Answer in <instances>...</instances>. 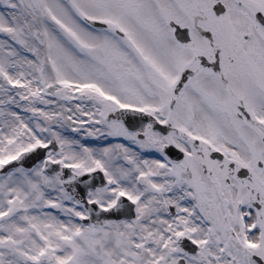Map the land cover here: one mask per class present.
Masks as SVG:
<instances>
[{"label":"rangeland","instance_id":"374dc122","mask_svg":"<svg viewBox=\"0 0 264 264\" xmlns=\"http://www.w3.org/2000/svg\"><path fill=\"white\" fill-rule=\"evenodd\" d=\"M0 2L7 6V11L0 12V26L7 27L6 34L18 41L23 40L24 48L31 47L36 54L34 61L25 55H17L16 46L7 45V51L0 52V69L3 70L1 75H4L7 81L9 79L15 81L16 78L21 81L20 76L27 80L34 77L38 83L34 86L30 84L27 91L35 97L36 94L33 93L37 90L36 86L40 87L43 81L52 83V87L55 86L56 90L57 84L54 85L53 82L68 83L70 80L86 82L89 80V69L96 67L108 83L106 86L96 78L97 84L104 85L100 93L111 92L122 101L135 102L140 99V103L145 102L142 97L147 90L145 87L147 80L140 76V73L133 79L129 78L127 84L123 86L118 84L114 89L111 84L113 82L111 73L116 70V61L114 57L109 58L106 55L114 50V46L125 53L129 52L127 45L124 47L120 39L114 37V26H116L114 0H70V3H63L62 0H0ZM80 10L91 12L99 19L107 21L110 23L109 29L94 30L85 27L77 17ZM118 14L117 27L122 28L126 34L133 35L134 44L140 50L151 52L145 55V60L159 75L163 73V81H168L175 76L179 67L185 63L186 55L161 22V12L152 10L147 16L139 13L132 15L120 8ZM64 35L72 37L64 38ZM33 37L40 41L35 43L32 40ZM96 46L102 47L98 53L95 52ZM127 61H131V58ZM19 67L25 68V71H18ZM154 78L151 76L150 79ZM114 81H116L115 78ZM4 82L0 79V158L11 156L20 146L30 144L32 140L45 139L40 136L46 127L39 128L36 121L30 122L29 115H42L40 118L46 116L48 121L42 124L48 127L52 123L56 127H64L54 118L57 114L61 115L62 113L59 114V112H62V108L66 106L60 104L62 98H73L71 94L69 97L68 94L61 93L58 95L61 100L58 101L57 97L52 100L51 108L40 104L33 105L29 98L24 99L22 104L15 105L18 101L16 95L19 93ZM95 88L96 86L89 92ZM66 92L69 93L70 90ZM155 92L154 89L149 94L154 96ZM80 103L84 107L89 105L86 109L91 112L104 108L102 105L94 107L96 100L92 98L91 93L83 99L79 98L74 105L79 107ZM16 106H18L17 111ZM23 107H25V113L20 111ZM53 119L54 121L50 122ZM73 119L76 121L79 117L75 116ZM80 119L83 120L81 116ZM21 124L23 126L26 124L24 131L27 134L25 135L31 136V140L25 141L23 135L21 137L18 135L17 128ZM33 126L38 128V133L33 131ZM74 127L76 123L70 119L69 139L64 138L56 156L64 155V159L85 166L87 164L86 150L79 146V132L77 130L75 133L72 132ZM87 148L90 155L102 153V159L109 167L111 164L115 165L116 150L114 148L106 147L99 150L89 146ZM102 150L107 151V154ZM105 164L102 163V165ZM109 176L113 177V174ZM28 179L36 182L31 183V180L27 182ZM117 180V192L134 196L136 193L141 194L142 190L146 191L147 196L140 202L138 209V217L140 215L147 217L143 220L145 222L142 219L138 220L137 217L135 220H121L105 227H86L84 231L83 227L75 221L77 213H74L73 202L64 203L65 201L61 198L63 190L58 184L43 180L35 172L21 173L18 169L0 177V210L5 207V211L10 210V214L2 221L0 220V264H7L6 261L35 260L39 258L38 250H44V255L40 257L44 258L42 261H49L52 264H67L66 261H71L73 264H83L84 261H86L85 264L94 261L100 264H113V261H157L159 249L155 233L161 229L160 227L157 230V222L161 225V219L164 217L160 210L151 207L149 200L147 201L149 198H157L149 197L150 194L156 193L135 185V190L132 191L125 185V179L122 176H118ZM52 203L55 207L61 205L68 209L65 212L68 213L65 222L58 217L61 215L60 212L64 213L60 208L59 212L49 215L46 208Z\"/></svg>","mask_w":264,"mask_h":264},{"label":"flooded vegetation","instance_id":"af4514ba","mask_svg":"<svg viewBox=\"0 0 264 264\" xmlns=\"http://www.w3.org/2000/svg\"><path fill=\"white\" fill-rule=\"evenodd\" d=\"M151 2L160 6L165 21L184 27L189 36L184 44L190 51L187 83L196 113L190 130L197 131L195 116L213 129L202 131L208 144L196 142L192 159L165 171L169 181L162 188L164 204L173 205L177 231H186L201 255V261L171 262L264 264V136L258 118L264 117V28L255 20L256 14L264 15V0ZM114 4L118 7V0ZM132 4L140 9L145 1ZM155 113L173 123L180 114L178 109ZM230 116L236 117L233 135L214 127L213 122ZM231 136L238 139L232 149L224 141ZM162 137L173 139L175 145L182 139L168 132L155 143ZM216 229H222L219 237ZM211 247L222 252L211 255Z\"/></svg>","mask_w":264,"mask_h":264}]
</instances>
